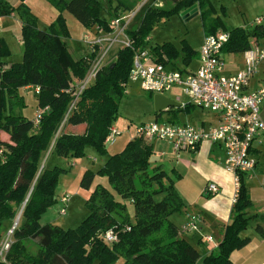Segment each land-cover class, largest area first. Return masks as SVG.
I'll list each match as a JSON object with an SVG mask.
<instances>
[{"label": "trees", "instance_id": "1", "mask_svg": "<svg viewBox=\"0 0 264 264\" xmlns=\"http://www.w3.org/2000/svg\"><path fill=\"white\" fill-rule=\"evenodd\" d=\"M49 1L59 14L47 28L40 29L36 16L25 4L13 8L6 0H0V16L13 10L18 12L23 44L21 60L0 71V135L1 132L8 135V139L0 138V235L2 226L7 225V229L21 210L13 241L0 264H113L120 257L123 264H231V251L249 240L241 236L250 219L251 206L241 176L233 215L223 228L222 238L215 252L202 255L196 246L179 236V228L170 221L169 217L183 208V202L167 172L160 164L149 161L154 155L153 148L140 137L130 138L122 151L107 154L104 166L97 171L107 173L113 190L131 202L134 223L129 221L125 202L102 187L95 189L87 204L88 214L77 227L63 229L39 222L55 201L58 176L67 170L42 166L46 151L50 149V154L58 157L82 155L85 146H92L101 154L107 152L104 140L113 126L133 57L130 48L118 49L116 57L97 72L68 111L72 95L64 64L71 74L82 78L93 56L74 60L69 54L63 42L68 32L62 12L71 14L85 28L97 24L106 30L113 16H102L99 0ZM154 1L141 6L135 17L142 16L140 25L134 30L129 28L127 34L134 39L135 47L145 44L156 62L177 69L179 52L172 44L144 39L153 20L180 9L191 8L188 13L196 11L193 5L197 0H171L174 5L168 9L153 7L150 3ZM218 31L213 22L205 28L204 35ZM226 31L229 39L221 49L223 53H243L251 48L253 40L264 39V25L256 20L252 28L234 27ZM183 52L186 61L195 54L187 45ZM6 55L0 41V58ZM28 86L39 87L38 92L31 89L37 109H43L36 125L34 116L22 112L25 102L19 89ZM193 107L186 104L166 111L187 112ZM160 114L155 112V119ZM73 127L75 131L71 130ZM92 175L86 170L81 186L87 187ZM107 229L115 231V242L105 240L103 233ZM256 230L264 235L259 225ZM25 239L37 240L34 254L26 251Z\"/></svg>", "mask_w": 264, "mask_h": 264}, {"label": "built area", "instance_id": "2", "mask_svg": "<svg viewBox=\"0 0 264 264\" xmlns=\"http://www.w3.org/2000/svg\"><path fill=\"white\" fill-rule=\"evenodd\" d=\"M142 5L128 13L111 17L108 20L109 30L95 24L83 33L81 42L88 49V55L93 57L90 59L91 62L84 77L74 83L69 82L72 100L68 111L74 106L87 84L95 78L97 72L116 57L118 49L130 48L133 51V57L127 84H124V93L127 92L126 88L130 82H138L142 90L154 94H164L166 91L177 88L189 99L184 104L179 103V107L192 104L218 116V122L207 127L187 122H160L157 118L137 126L133 137H140L146 143L167 140L176 152L184 150L195 152L205 141L219 144L224 151L223 166L234 174L237 196L240 176L249 173L255 165V160L250 156L251 144L260 132H264V119L260 115V104L264 101V83L256 90H245L258 65L264 62V44H254L244 51L242 53L244 69L235 74L226 75L223 72L225 61L221 49L227 43L229 33L219 31L207 34L203 36L198 49V65L195 70L182 71L169 68L156 62L145 44L135 47L134 39L127 34L132 20ZM260 22L261 19L257 18L256 23ZM150 40L149 35L144 39L145 42ZM3 68L4 66L0 64V71ZM27 88L33 89L34 92L39 91L38 86ZM174 100L178 102L179 97ZM42 112L43 109L35 111V125L38 124ZM118 134V130L111 126L104 140L105 147L113 145ZM205 190L206 193L215 194L218 191V185L210 182ZM70 198L69 193H63L60 196L59 202L62 204L60 214H65ZM18 219L19 217L15 218L0 235V262L5 260V254L13 241L12 236ZM198 222L197 215H189L184 230L197 231ZM103 235L108 243L117 240V235L112 229H107ZM203 239L208 242L213 240L210 235L203 236Z\"/></svg>", "mask_w": 264, "mask_h": 264}, {"label": "rangeland", "instance_id": "3", "mask_svg": "<svg viewBox=\"0 0 264 264\" xmlns=\"http://www.w3.org/2000/svg\"><path fill=\"white\" fill-rule=\"evenodd\" d=\"M149 1L150 0H99L103 17L128 13L137 9L143 2L146 4ZM150 4L159 9H168L174 5L171 0H155ZM36 6L38 15V21L36 22L37 27L47 28L49 22L46 18L51 14V10L55 8H52L50 5L49 7L51 9L49 11L48 8H44L46 7L44 5H39L40 7L38 5ZM193 6H195L196 11L190 12L188 15L184 14L187 9H180L160 16L153 20L149 29V36L153 42L157 44L169 43L178 50L179 55L176 58L175 67L182 71H192L196 69L198 65L197 52L202 43L204 30L213 22L216 23L219 31H226L234 27L252 28L257 18L261 19L262 25H264V0H201V2L197 0ZM54 11L57 17L59 11ZM62 15L64 16L68 32V37L63 39V42L66 44L69 54L74 60L88 55V49L81 42L82 35L87 28L68 12L63 11ZM141 19L142 16L138 19L134 18L130 28L132 30L138 28ZM19 36L20 35L15 33V31L12 33L9 32V34L5 36L4 42L6 41V44H4V47L7 51L5 57L9 62H16L21 59L22 44L19 43ZM186 45L195 51V54L187 61L185 60V53L183 52V47ZM226 58L228 57L226 56ZM90 62L91 60H88V65ZM64 66L69 76V82L74 83L84 77L80 78L71 74L67 64H64ZM126 90L127 92L124 93L119 100L117 112L112 120V125L118 130L119 134L116 137L115 144L108 147L105 154L99 153L92 146H85L83 154L77 156L68 155L66 157H58L54 154H50V149L46 151L41 163L42 166H60L67 170L58 176L54 190L55 201L41 215L39 220L41 224L49 223L63 229L77 227L88 214L87 204L97 187L105 188L113 193L116 199L124 201L129 214V221L130 223H134V213L131 202L128 199L121 198L113 190L107 173L97 172L104 166L107 154L120 152L124 149L128 140L135 135V128L137 126L155 120L153 105L154 93L142 90L138 82H130ZM19 94L23 97L25 102V108L22 112L31 117L37 104L36 96L31 89L28 90L23 88L19 89ZM164 95L171 99L179 97L178 102L180 104H184L189 100L186 96L182 95L181 91L177 88L164 92ZM213 115L214 113L207 109L194 106L187 112L183 110L171 112L162 111L158 120L160 122L183 123L181 119L186 116L188 119L190 118L191 122L199 125L202 120L208 122L209 118H212ZM0 138L8 139V135L1 132ZM152 146L155 147V151L158 154H161L160 160L153 161V164H160L164 169L172 172L171 165L174 163L176 157L172 144L167 140H154ZM71 163L73 164L71 165ZM86 170L91 171L93 175L88 186L84 187L81 186L80 181ZM63 193H69L71 198L66 205L65 214H60L59 210L62 204L59 202V199ZM11 224L12 222H10L9 226ZM6 226L7 225L2 226L3 232L6 230ZM23 245L29 254H34L38 249L37 240L35 239H25L23 240ZM113 264H123V259L120 257L115 260Z\"/></svg>", "mask_w": 264, "mask_h": 264}, {"label": "crops", "instance_id": "4", "mask_svg": "<svg viewBox=\"0 0 264 264\" xmlns=\"http://www.w3.org/2000/svg\"><path fill=\"white\" fill-rule=\"evenodd\" d=\"M6 1L13 8H16L21 3L25 4L36 16L37 21L36 5H44L46 7H43L48 8L49 11L51 9L49 6L51 5L55 9L51 10V14L46 18L49 24L56 17L54 10H58L49 0ZM21 27L22 22L16 10H13L9 15L0 16V41L6 44V41L4 42L5 36L9 32L15 31V33L20 35L19 43L22 44ZM254 44L262 45L264 44V39L253 40L252 46ZM21 49L23 51V44L21 45ZM221 54L225 61L224 74L232 75L244 69L245 65L242 53L222 52ZM6 59V57L0 58L1 65L4 67H8L13 63V61L9 62ZM262 83H264V62L258 65L245 90H256ZM23 89L28 88L25 87ZM36 110L37 107H35L31 117L34 116ZM260 115L264 119V101L260 104ZM181 120L183 123L194 124L186 116ZM217 122L218 116L214 114L212 118H209L208 122L202 120L199 125L207 127ZM71 130L75 131L76 128L73 127ZM150 144L152 146V143ZM152 148L154 156L159 161L161 154L155 151V147L152 146ZM174 153L176 157L174 163L171 165L172 172L162 168L172 179L173 187L183 202V208L179 212L172 214L169 219L179 228L180 237L196 246L202 255H207L215 252L217 244L222 238L223 228L229 223L233 215L232 207L236 196L234 174L223 166L224 151L219 144L205 141L201 143L195 152L184 150L179 152L174 151ZM250 156L255 160L254 168L249 173L241 176V183L251 200V206L248 209L250 219L246 229L241 232V236L248 237L249 240L243 247L231 251L229 255L231 264L264 263V235L256 230L257 225L264 230V132H260L253 140ZM210 182H215L218 185V191L215 194L206 193V185ZM192 214L199 217L198 230L185 231L184 226L188 220V216ZM205 235H210L213 240L211 242L205 241L203 239Z\"/></svg>", "mask_w": 264, "mask_h": 264}, {"label": "water", "instance_id": "5", "mask_svg": "<svg viewBox=\"0 0 264 264\" xmlns=\"http://www.w3.org/2000/svg\"><path fill=\"white\" fill-rule=\"evenodd\" d=\"M190 10H191V8L187 9L184 12V14H187ZM153 105H154V112H162L168 108L179 107V102L165 96L164 94H154ZM156 160H157L156 156H151L149 159L150 162H153ZM19 212H21V210ZM17 217H18V215H17Z\"/></svg>", "mask_w": 264, "mask_h": 264}, {"label": "bare ground", "instance_id": "6", "mask_svg": "<svg viewBox=\"0 0 264 264\" xmlns=\"http://www.w3.org/2000/svg\"><path fill=\"white\" fill-rule=\"evenodd\" d=\"M20 216V212L18 213V217Z\"/></svg>", "mask_w": 264, "mask_h": 264}]
</instances>
